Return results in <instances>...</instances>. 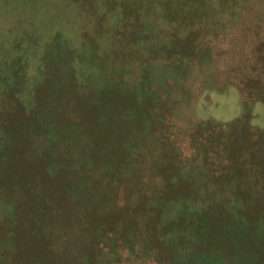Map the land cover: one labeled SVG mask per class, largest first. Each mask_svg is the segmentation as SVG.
<instances>
[{
  "label": "rangeland",
  "instance_id": "rangeland-1",
  "mask_svg": "<svg viewBox=\"0 0 264 264\" xmlns=\"http://www.w3.org/2000/svg\"><path fill=\"white\" fill-rule=\"evenodd\" d=\"M236 1L0 0V81L9 84L1 83L0 91L18 90L22 99L3 102L23 124L15 153L19 161L25 158L27 167L17 170L18 178L23 175L28 179L24 183H34L53 197L56 182L69 180L62 172L75 178L79 166L71 162L80 157L89 163L91 152L94 160L103 159L111 124L132 129L125 141L112 140L131 145L132 151H126L122 143L114 154L117 163L118 150L130 157L128 166L118 164L116 171L120 177L130 172L132 178L122 188L116 182L114 193V185L108 184L111 177L96 187L88 183L96 192L104 191L100 206L106 210L90 207L84 215L70 211L61 204L65 199L59 192L54 195L58 202L51 205L55 212L45 209L37 218L33 210L44 206V200H21L23 221L38 223L31 225L35 229L31 236L19 232L13 239L4 238L5 246L15 242L22 252L13 253L8 264H254L245 261L254 249L259 251L256 264H264V244L254 237L256 229L264 230V215L262 226L255 224V229L246 213L264 188L251 195L248 189L257 180L233 185L247 155L236 168L233 128L229 134L219 132L242 112L243 97L233 88V74L241 77L240 68L254 72L257 54L264 66V0ZM247 45L255 48L253 54H248ZM203 75L213 79L203 81L206 88L199 89L196 82ZM130 79L139 85L124 82ZM211 88L216 91L209 93ZM132 91L139 101L132 98ZM29 92L36 93L30 106ZM143 92L150 96L140 102ZM41 98L43 104L49 102L50 113L58 112L49 117L48 125L43 117L49 112L39 104ZM142 104L146 106L142 113L131 117L124 112L129 106L137 111ZM79 107L85 111L78 118ZM98 107L107 111L103 119ZM257 113L264 111L258 108ZM27 114L35 117L30 126ZM8 118L10 123L9 112ZM78 121L90 131L103 128L99 141L90 131L75 132ZM11 124L14 121L9 132ZM254 125L264 131L263 122ZM200 127L206 129L204 145L195 139ZM34 129L43 132L34 134ZM69 164L71 168H63ZM260 165L264 172V163ZM254 171H259L258 165ZM55 174L61 175L52 181ZM174 205L182 212L188 206L196 208L199 214L190 217L214 225L216 235L204 243L178 231L177 241L175 236L164 240L166 231L159 224H169L172 211L166 216V208ZM235 214L248 223L242 231L234 228ZM105 223L109 225L104 227ZM127 227L133 234L126 233ZM0 229L5 232L1 222ZM5 246L0 244V264L6 263ZM156 252L162 258L154 259ZM30 255L34 260L25 262Z\"/></svg>",
  "mask_w": 264,
  "mask_h": 264
},
{
  "label": "trees",
  "instance_id": "trees-1",
  "mask_svg": "<svg viewBox=\"0 0 264 264\" xmlns=\"http://www.w3.org/2000/svg\"><path fill=\"white\" fill-rule=\"evenodd\" d=\"M238 1V0H237ZM236 1V2H237ZM29 44V43H28ZM249 48L248 54H253L255 51V48H253L250 45H247ZM256 62L258 63V66L253 67L252 70L254 72L252 73H247L248 71H243L240 68V72H242L241 77L237 76L236 74H233V88L236 87L237 90L241 93L243 100H242V105H241V115L233 120L232 125H226L225 128L220 126L219 132L222 134L227 133L229 134L233 128V161L238 159L237 164L235 165L236 168L238 166L243 165L241 163L242 156L244 154L247 155V158L245 160L244 165L241 167V170H237L235 178H233V185H237L240 182L244 180L252 181V180H257L258 183L252 184L250 188L248 189V192L250 191L251 195L253 193L256 194V192L264 188V186H261L262 183H264V172H262V167L260 163H264V131H261L260 129L255 128L254 123L257 122H263L264 123V113L259 114L257 113V109L260 108L262 111H264V66H262L259 63V58L260 54H257L256 57ZM10 62V61H9ZM200 62V61H199ZM201 66L203 63H201ZM204 65V64H203ZM248 63L245 64V67L247 68ZM196 65H194V68ZM202 68V67H201ZM202 71H204L202 69ZM14 76V75H13ZM201 78L198 80L199 83V89L200 88H206L205 83L206 80H209L210 82L212 81L213 77L212 76H200ZM222 77V76H221ZM7 78V77H6ZM203 78V80H202ZM130 79L129 81H124L126 84L131 83V85H139L137 84L136 81H132ZM205 83H204V82ZM222 81V80H221ZM4 85L7 87L9 84L7 81L4 83V81H0V84ZM222 83V82H221ZM190 87H193L191 85ZM215 87V86H212ZM1 90V89H0ZM208 90V89H207ZM214 89H209V93H213ZM20 91L18 90H12L4 88L2 91H0V195L4 198H6L7 201L3 200L0 198V222L3 223L5 227V232L0 229V244L5 246L4 244V238L8 236L7 240L13 239L12 235H15L19 232L22 233H27L31 236L33 230H35L31 225L35 222L38 223V220H32L29 221L25 220L28 223L26 224L24 219V215H21L22 209L25 210L24 205L20 203L21 200L26 199L28 201H37L43 199L44 200V206H42L40 209L35 208L33 210V213H35V217H39L40 213L42 210L48 209L51 214V212H55L52 210V202L57 201V198L54 195H58L59 192H61V195L64 197L65 201L61 202V204L66 205V208L69 209L70 211H74L80 214H85L89 211V208L92 207L93 210L96 208V211H98L97 207H101L102 203V197H103V192H96L95 189H92L91 186L88 183H91L92 186L96 187L99 186V182H108L110 177L111 181L108 184L114 185L113 187V193L114 189L115 191L118 190V188L115 187V183L119 182L116 186H119L122 188V183H125L128 179H131V174L130 172H127V174L123 177H120L117 174V165L120 164L123 167L128 166L127 163H130L131 160L130 157H125L122 152L119 150L117 151L119 154V157L121 159V163H117L118 161L116 160L114 150L119 148L121 144L127 139L126 138V133L128 130H132L129 126L127 125H117L114 126L111 124V130H110V143L106 145V150H102L101 157L103 158L102 160H94L95 156L93 154L92 149L89 145H86V150L88 152H91V155L93 158L89 159V163L85 161V159H81L78 157L75 159V162H71L73 165L76 164V166H79L78 172L75 173V178L72 179L70 177V173L68 172H62L61 174H65L69 177V180H60L56 182V185L54 187V190H51V193L53 197L48 193L46 189H38L40 186H35L34 183L29 184V183H24V180H28L27 178L25 179L24 176L22 175L21 178H18L17 175V170L20 169H25L27 167V163L25 162V158L21 161H19V155H17V152L15 153L16 149V140H17V134L22 135L18 132L22 131L21 126H23L22 123H19L15 120H17L18 113H11L6 109L5 102L6 100H12L15 101H22L21 95L19 94ZM133 92V91H132ZM12 93V94H11ZM34 92H29L28 93V100H27V105L30 106L31 98L35 97ZM150 94H146V92H143L142 96V101L140 102H145L149 98ZM56 96L54 95V98ZM128 96H126L125 99H127ZM202 97V96H199ZM46 98V97H45ZM132 98L136 101H139L137 98L136 93L133 92ZM42 98L40 99V105H45L47 108L49 115L47 117H43L44 122L46 125L51 123V120H49V117L53 114H57L58 112L53 111L50 113L49 111V102H46L45 104L42 103ZM46 100V99H45ZM87 102L90 104V100ZM39 105L32 107L36 108ZM196 107V106H195ZM194 107V108H195ZM146 108L145 104H142L140 108L136 111L133 109L131 106L126 107L124 112L129 113V115L132 117V113H142L143 110ZM87 111L89 109H86ZM85 108L79 107L77 108L76 114L78 115V118L81 116L82 113H84ZM97 111V110H96ZM99 111V117L103 119V116L106 114V110L103 109L104 113H102V109L98 107ZM6 112V113H5ZM8 112L10 113V123L14 121V124H11L10 132L8 131V127L10 126V123H8ZM115 112V109H114ZM17 114V115H13ZM29 122L26 125H31V121L35 118L32 117L31 114H27ZM84 116V115H83ZM76 119V118H75ZM77 126L74 127V131H83L85 130L90 131L86 129L84 126L80 124V122H76ZM102 123H99V126ZM230 124V123H229ZM51 125L56 126L55 123H52ZM98 127V126H97ZM102 127V126H101ZM146 128V127H145ZM144 128V129H145ZM48 129V128H45ZM136 129L137 126H136ZM103 130V128H102ZM102 130L98 128V130L95 131H90L91 133H94L93 136L96 138V141H99V139L102 137ZM24 133L23 137L27 138V133L28 130L26 127H24ZM190 135H192L191 130H189ZM206 131L204 128L202 129L201 127L195 134V139L199 141L200 145H204L207 143L206 141L202 138L203 132ZM13 134H12V133ZM43 132L41 130H33L34 134ZM189 135V134H188ZM52 138H50L51 141ZM115 139H123L121 143L114 144L112 143V140ZM29 141V139H28ZM28 144V142H27ZM125 145L124 148L126 151H132L131 145L126 142L123 143ZM12 147L11 151L9 150L10 147ZM85 152V150H83ZM208 151L210 152L211 149L208 147ZM105 152V154H103ZM109 153L111 155H109ZM96 159V158H95ZM252 159V160H251ZM100 161V162H98ZM236 162V161H235ZM126 163V165H124ZM240 164V165H239ZM258 165L259 166V171H254V166ZM112 167V169H109V167ZM63 168H71L70 164L68 166H64ZM42 173V170H41ZM38 173L37 179L40 178V174ZM61 174H55V177L52 176V181L55 180L58 176ZM35 178V179H36ZM29 181H32L29 178ZM41 182V181H40ZM255 182V181H252ZM42 187V185H41ZM18 193L17 200L14 199L13 193ZM105 195V194H104ZM263 196H259L256 198V202L251 203L249 208L247 209L246 213L250 214L251 219L254 220L251 223L252 228L256 229V225L262 226L261 225V220L260 218L264 215V194ZM36 198H41V199H36ZM58 202V201H57ZM28 205L33 206V204L28 202ZM38 205V204H37ZM180 205V204H179ZM35 206V205H34ZM111 208V205H110ZM113 208H115L113 206ZM112 208V209H113ZM104 211L106 210V207L103 205L101 207ZM182 209L181 206L178 207V205L169 206L166 208V216L169 215L170 211V221L168 224V221L166 222H161L160 227L163 228L162 231L165 229L166 239H171L174 237L178 231H183L184 234H187V239L189 240H194V241H199V242H204L206 243L207 239L210 238V235H216V232L214 228H216L214 225H211L210 223H204L201 222L200 220L193 219V217H190L192 214H199V211L196 208H192L188 206V209H186V212H182L180 210ZM185 210V208L183 209ZM21 211V212H20ZM151 212L153 213V209L151 208ZM180 216H177L176 214L181 213ZM31 217V216H29ZM196 218V217H195ZM50 219V218H48ZM152 218H149L151 220ZM191 220H195L191 222ZM257 220V221H256ZM234 221V228L239 229L242 231V228L247 227L246 222L241 223L240 222V216L235 214V218H233ZM191 223V225L188 226V224ZM113 225V221L111 222ZM109 224H104V227L108 226ZM170 227V228H169ZM172 227V228H171ZM3 232L4 235L1 233ZM41 236L45 235L44 230L40 229L39 230ZM130 232L133 234V231L127 227L126 233ZM254 237L257 241L261 242L264 244V230H261L258 228L256 229L254 233ZM173 240L177 241V237L175 236ZM211 249H214L216 245L214 243H211ZM20 246L15 243V242H6V246L4 248L5 256H6V263L8 264V258L11 257L13 253H22L20 252ZM259 252V251H258ZM256 252V249H254L252 252L248 254L246 257L245 261L249 262L252 261L254 264H256V258L255 255H258ZM183 252H180L182 254ZM14 255V254H13ZM179 256V255H178ZM178 256H174L172 261H176ZM240 257V256H239ZM162 258L158 252L154 255V259H159ZM34 260L33 255H30V257H27L25 262L31 263V261ZM10 262V261H9ZM235 262L240 263L242 262V259H237Z\"/></svg>",
  "mask_w": 264,
  "mask_h": 264
}]
</instances>
